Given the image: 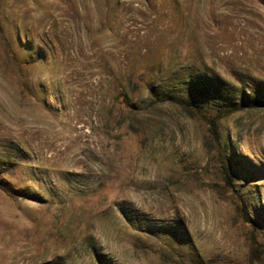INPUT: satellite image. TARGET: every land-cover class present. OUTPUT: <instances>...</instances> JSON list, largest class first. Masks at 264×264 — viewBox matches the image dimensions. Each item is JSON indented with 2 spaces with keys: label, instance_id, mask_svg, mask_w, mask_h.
Wrapping results in <instances>:
<instances>
[{
  "label": "rangeland",
  "instance_id": "obj_1",
  "mask_svg": "<svg viewBox=\"0 0 264 264\" xmlns=\"http://www.w3.org/2000/svg\"><path fill=\"white\" fill-rule=\"evenodd\" d=\"M253 255L264 0H0V264Z\"/></svg>",
  "mask_w": 264,
  "mask_h": 264
},
{
  "label": "trees",
  "instance_id": "obj_2",
  "mask_svg": "<svg viewBox=\"0 0 264 264\" xmlns=\"http://www.w3.org/2000/svg\"><path fill=\"white\" fill-rule=\"evenodd\" d=\"M217 119H218L217 117H216L215 119H213V120L208 119V124H209V126L211 127V131H212L213 133L216 132V120H217ZM253 257H254V260H253V263H252V264H257V263H258V256H254V255H253Z\"/></svg>",
  "mask_w": 264,
  "mask_h": 264
}]
</instances>
